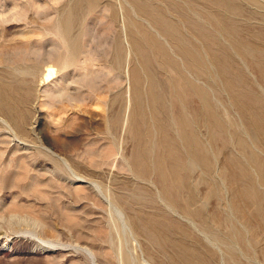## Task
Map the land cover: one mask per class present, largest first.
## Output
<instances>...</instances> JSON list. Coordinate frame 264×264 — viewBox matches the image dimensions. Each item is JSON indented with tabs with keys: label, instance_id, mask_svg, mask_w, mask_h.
I'll use <instances>...</instances> for the list:
<instances>
[{
	"label": "rangeland",
	"instance_id": "obj_1",
	"mask_svg": "<svg viewBox=\"0 0 264 264\" xmlns=\"http://www.w3.org/2000/svg\"><path fill=\"white\" fill-rule=\"evenodd\" d=\"M18 1L5 0L6 8L0 2V85L5 86L8 112L0 111V264H264V133L260 124L259 128L250 121L252 113H264V77L259 71L264 58L259 62L256 56H241L231 43L243 40L261 47L264 54V0H233L242 9L238 15L228 14L213 0H193L187 14L196 21V35L165 2L150 0L196 44L205 59V70L196 69V73L174 44L135 12L128 0H111L116 9H129L137 23L161 40L185 78L206 92L225 126L224 133H216L200 117L204 111L201 100L196 96V101H189V108L196 109L197 138L211 166L205 169L196 164L189 170L187 187L175 206L162 196L154 173L143 180L132 166L131 68L140 70L141 62L126 41L128 28L122 27L118 29L125 59L120 68L114 67V24L107 0L84 11L76 32L84 51L64 70L62 48L65 52L66 48L57 21L63 6H72L74 0ZM12 13H16L14 19L5 22ZM213 16L223 17L233 26V37L215 27ZM50 49L57 50L53 51L55 58L61 57L60 61L54 58L57 77L44 85V71L34 87L28 68L37 65L34 57L38 61L39 53L43 56ZM212 56L229 59L232 70L228 77ZM155 68L165 83L178 77L173 70ZM87 72H92V79ZM236 74L242 76V82L236 83L233 93L226 80ZM146 87L144 82L143 89ZM244 94L255 101L247 112L235 101L236 95ZM67 95L78 101L68 100ZM173 114L162 119L184 154ZM242 140L246 148L240 146ZM89 186L99 196L90 193ZM245 189L259 194L260 201L244 198ZM134 212L165 221V241H153L134 226ZM180 246L189 247L190 257L183 256Z\"/></svg>",
	"mask_w": 264,
	"mask_h": 264
},
{
	"label": "bare ground",
	"instance_id": "obj_2",
	"mask_svg": "<svg viewBox=\"0 0 264 264\" xmlns=\"http://www.w3.org/2000/svg\"><path fill=\"white\" fill-rule=\"evenodd\" d=\"M3 1H4L3 7H5L6 2L5 0ZM100 1L101 0H74V3L72 2L73 3L72 6L67 7L65 5L66 7L64 8L63 6V9L59 12L60 18L59 20L57 19L58 21L56 20L57 30L59 34L61 35L60 36L58 34L59 37L63 39L64 41L63 44H65V48H66V52L62 48L63 52L66 53V57H65L66 61L64 62L62 59V61L64 62L63 63L64 65L60 64L62 66L61 70L68 69L71 66H73L76 63L75 60L77 61V58L79 57L80 52L84 51V50L81 51V47L83 46V44L82 46L80 44L81 42V40L79 41V39H81L79 38L80 35L78 36L76 33L77 29L79 28L78 25L81 23L80 18H82L84 11H89L93 7H96V5H100L99 4ZM159 1L165 2L169 7H171L176 12H178L180 14L181 22L185 24H189L190 25L189 28L192 31H194V34L196 35V21L195 20L193 21L191 17H189L187 14V10L190 8H193L192 7L193 0H185L186 2L185 4H181L180 2H175V1H170V0H159ZM18 2L21 3L22 0H19ZM106 2H107L106 6L109 8L110 17L112 18V21L114 24L113 37H112V50H113L112 58H113L114 67L116 69L120 68L125 59V49H124L123 42L121 40L122 33H120L118 29V28L122 29V27L128 28V33H127L128 38L126 41H128V43L131 44L135 54L137 55V57L139 58L141 62L140 70L136 68L135 66H132L131 68V75H132V82H133V92H132L133 104H132V113H131L129 128L135 140V149H134V153L132 157V166L134 168V171L137 177L143 180L147 179L151 174L154 173L156 175L162 196L169 203L175 206L179 203L181 193L187 187L189 170L196 164L202 165L205 169H209V167L211 166V160L208 157V155L204 153L202 145L197 138L198 134L196 135V109L191 110L189 108L188 106L189 101L191 99H194L196 101V96L201 100L204 111L202 112V114L199 113L200 117L203 120L209 121L211 125L214 127L216 133L218 134L224 133L225 126L218 118L216 112L213 110L211 106V102L206 92L203 89L196 87L195 83L185 78V76L182 74L180 64L171 55L168 48L162 42H160L161 40L159 41L157 37L147 32L139 23H137L136 20L132 17L129 9L127 8H121V10L116 9L115 5L113 4L111 0H107ZM128 2L130 3L131 8L135 12L145 17V19L146 18L149 19L154 24V26L158 29V31L174 44L178 54L183 58V60L185 61V64L190 70L194 71L195 73H196V69H200L203 71L205 70L204 68L205 59L203 60V57L201 56L200 52L196 49V44H194L192 39H190L188 36H186L183 33L179 23L173 22L167 18L164 10L161 7H159L160 5L155 6L150 0H128ZM213 4L222 8V10L224 9L225 12H228V14L230 13L232 15H238L242 12L240 5H238L233 0H213ZM16 13H12L11 17H8V18L5 17L7 19L6 20L1 19V21L5 20L6 22L8 20V22H10L9 20H13L14 19L13 17L16 15ZM212 21L214 22L215 27H217L221 33H224L231 37H233L234 33H236L233 26L225 18L219 17V16H213ZM54 27H56V25ZM57 30L55 32L56 34L58 33ZM231 43H232L234 50L241 56L247 57V56L253 55L257 57L256 60H258L259 62L261 61V59L264 58V54L262 50L260 49L261 47L259 48V47L253 46L249 42H246L243 40H232ZM59 50L61 51V48ZM53 51H55V49ZM53 51L51 50L47 54H44L43 56L42 54L39 53L41 57L37 53V56L40 57V59L38 58L39 59L38 61L34 57V60L38 62L37 65L30 67L31 66L30 64L29 68L26 66V68L30 70L29 72L23 69V72L25 73L28 72L27 74H31V76L33 77L32 82L33 83L35 82L33 85L34 87L37 82L35 80L39 78L40 76H42L43 75L42 72L44 71L46 73L42 79L44 85L48 86V84L57 77L56 74L58 73H57L56 67L58 66L55 63L56 60L54 61L55 54ZM55 52H57V50ZM34 55L36 56V54ZM56 58H58V56ZM211 58H212L213 63L218 65L219 71L222 74H224L226 77H228L231 74L232 69H230V66H229V62H230L229 59L225 58L221 60L217 56H212ZM26 59L27 58H25V60ZM31 60L33 59L31 58ZM60 60H61V57L58 58V61ZM26 62L27 61H25L24 63ZM156 65H159L160 69H162L164 72H167L168 70H173L174 72L178 74V77L170 78L168 82L166 83L163 82L158 77V71L155 68ZM259 71L263 78L264 77V66L259 67ZM90 74H92V72L90 73L87 72V76H90L91 78ZM241 77L238 74H236V76L234 75L233 79L232 78L227 79L226 80L227 89H229L231 92L234 93L235 85L237 82H240L242 80ZM37 80L40 81L39 79ZM81 81H83V78L82 80H80V82ZM90 81L91 80H88V82ZM76 82L77 81H75V83ZM144 82L147 85L145 90L143 89ZM80 84H82V82ZM4 90H5V86L0 85V111L6 114L7 108L5 106L7 105V101L4 97L5 95ZM28 90H26V92ZM64 95H61V96H64ZM68 95L66 96V97H69L68 100L78 101L76 98H73L75 96L74 94H73L74 95L73 97L72 96L70 97ZM31 96L32 94H30V98ZM54 97L56 98V96ZM75 97H78V96H75ZM24 98L25 97H23V99ZM79 98L80 100H82L80 96ZM61 99L60 101L63 102L64 97H62ZM235 101L241 108L240 110H243L244 112H247V110L250 109L251 104L255 102L253 98L247 94L236 95ZM173 112H175V114H173L174 121L172 120L171 121L173 122V124H175V128H177L179 141L181 142L180 144L183 147L184 154L181 152L180 147L177 144V142L174 140V138L170 136L169 127H168L169 124L164 123L162 119L163 116L169 115L170 113H173ZM24 121H25V118H24ZM250 121H253V123L258 124L257 127H259V124H260L261 125V128L259 127L261 129L260 131L262 132V134L264 133V124H263L264 123V113L263 112L257 113V114L256 112L252 113L250 115ZM215 137H216V134L214 133L213 138ZM240 146L242 148H246V143H244L242 140L240 141ZM25 156H24V159H25ZM47 159L50 160L49 158ZM251 161H254V163L258 167H260V164L257 159L252 158ZM15 166H18V165H15ZM244 173L250 178L247 171H245ZM20 181L22 180H19V182ZM92 182H90V184ZM88 189L90 193L96 194V190H95L96 188L94 189L92 186L91 187L89 186ZM216 194L217 193H215V195ZM258 195L255 192L253 193V192H250V190L248 191V189L247 190L245 189V191L242 193V196L244 198H247L248 200L249 199L256 200L257 203L260 198L259 197L260 195L259 196ZM96 196H99V195L96 194ZM108 198L110 201L111 200L110 197ZM191 200L192 198H190V201ZM132 210H136V209H132ZM132 214H133L132 224L134 226L146 232L153 241L160 242V243L165 241L164 233L168 229V226L167 224H165V221H163L162 219H157V217L155 216L144 217L143 215L136 213V212ZM195 214H196V210H195ZM237 237L239 236L237 235ZM188 248L184 246H180V249L183 252V256L185 257H190L191 255ZM85 251H88L89 254L94 256L91 251L87 249H85ZM126 264H129V263L127 262Z\"/></svg>",
	"mask_w": 264,
	"mask_h": 264
}]
</instances>
